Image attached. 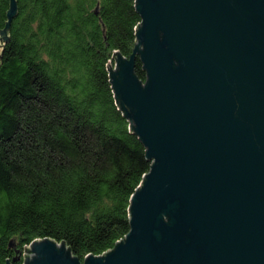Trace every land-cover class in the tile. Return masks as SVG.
<instances>
[{"label":"water","instance_id":"water-1","mask_svg":"<svg viewBox=\"0 0 264 264\" xmlns=\"http://www.w3.org/2000/svg\"><path fill=\"white\" fill-rule=\"evenodd\" d=\"M136 8L133 55L107 66L152 162L131 200V231L84 263L64 243L38 241L25 264H264V0ZM15 13L11 0L7 29Z\"/></svg>","mask_w":264,"mask_h":264},{"label":"trees","instance_id":"trees-1","mask_svg":"<svg viewBox=\"0 0 264 264\" xmlns=\"http://www.w3.org/2000/svg\"><path fill=\"white\" fill-rule=\"evenodd\" d=\"M137 0H0V264L65 244L84 263L131 231L152 162L117 103L110 67L130 59ZM135 75L146 83L137 56Z\"/></svg>","mask_w":264,"mask_h":264},{"label":"rangeland","instance_id":"rangeland-1","mask_svg":"<svg viewBox=\"0 0 264 264\" xmlns=\"http://www.w3.org/2000/svg\"><path fill=\"white\" fill-rule=\"evenodd\" d=\"M113 69L115 68V67H112ZM31 248L32 247H29L28 248V251H27V254H26V261H33V258H35V256L33 255V253H32V251H31Z\"/></svg>","mask_w":264,"mask_h":264}]
</instances>
